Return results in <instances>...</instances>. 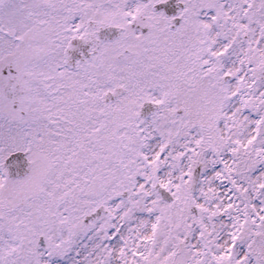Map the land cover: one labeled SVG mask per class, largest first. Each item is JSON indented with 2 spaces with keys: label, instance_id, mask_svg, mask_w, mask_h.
I'll return each mask as SVG.
<instances>
[{
  "label": "snow or ice",
  "instance_id": "1",
  "mask_svg": "<svg viewBox=\"0 0 264 264\" xmlns=\"http://www.w3.org/2000/svg\"><path fill=\"white\" fill-rule=\"evenodd\" d=\"M0 264H264V0H0Z\"/></svg>",
  "mask_w": 264,
  "mask_h": 264
}]
</instances>
